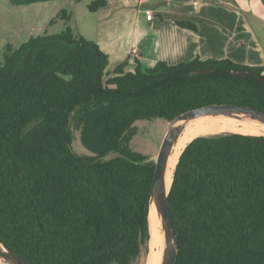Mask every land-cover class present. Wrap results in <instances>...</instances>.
<instances>
[{"label":"trees","instance_id":"obj_1","mask_svg":"<svg viewBox=\"0 0 264 264\" xmlns=\"http://www.w3.org/2000/svg\"><path fill=\"white\" fill-rule=\"evenodd\" d=\"M105 5L99 0L89 9ZM170 24L198 31L191 21ZM136 64L133 72L125 71L127 62L107 72L108 56L68 27L18 48L6 44L0 243L26 264H131L142 245L148 250L154 162L130 148L134 122H168L211 104L264 111V85L253 76L264 77V66L198 56ZM70 125L92 157L72 151ZM168 202L179 243L175 264H264V135L191 140Z\"/></svg>","mask_w":264,"mask_h":264},{"label":"crops","instance_id":"obj_2","mask_svg":"<svg viewBox=\"0 0 264 264\" xmlns=\"http://www.w3.org/2000/svg\"><path fill=\"white\" fill-rule=\"evenodd\" d=\"M113 3L108 0L98 13H107ZM114 9L118 13L101 26L115 23L109 43L93 41L108 56L110 73L123 62L125 71L133 72L136 62L146 69L159 60L175 64L196 56L264 66V0H119ZM170 20L191 21L198 31L172 26Z\"/></svg>","mask_w":264,"mask_h":264},{"label":"rangeland","instance_id":"obj_3","mask_svg":"<svg viewBox=\"0 0 264 264\" xmlns=\"http://www.w3.org/2000/svg\"><path fill=\"white\" fill-rule=\"evenodd\" d=\"M14 1L0 0V62L6 44L18 48L30 37L56 35L66 27L86 40L97 39L105 44L109 43L108 33L114 28L115 23H108L104 28L101 26L108 18L118 13H114V6L119 0H112L114 3L109 7L110 10L103 14L98 13L103 7L95 11L89 9L93 2L99 0H58L45 1L41 4L37 2L19 4ZM106 71L111 70L108 68ZM167 126L168 122L161 118L134 122L129 141L130 148L155 162ZM69 128L72 134V151L84 159L92 157L93 154L81 145L79 129L75 125H70ZM116 155L117 153L112 152L101 159L107 160ZM146 252V246L142 245L139 257L131 264H143Z\"/></svg>","mask_w":264,"mask_h":264},{"label":"water","instance_id":"obj_4","mask_svg":"<svg viewBox=\"0 0 264 264\" xmlns=\"http://www.w3.org/2000/svg\"><path fill=\"white\" fill-rule=\"evenodd\" d=\"M208 71H199V73H207ZM233 75L239 76L244 74L243 71H234ZM253 76L264 85V77L257 74ZM246 114L264 123V111L259 109L238 105V104H211L203 107L191 109L186 111L172 120L168 121L167 131L161 142L156 161L154 162V172L152 183L149 190V206L154 204L165 222V240H166V254L162 264H175L178 250V239L174 224L171 219L170 207L168 202L167 190V161L172 150L175 138L182 128L190 120L202 116L214 115H236ZM182 122V123H180ZM0 259L8 264H26L13 251L8 249L4 244L0 243ZM1 264V262H0Z\"/></svg>","mask_w":264,"mask_h":264},{"label":"bare ground","instance_id":"obj_5","mask_svg":"<svg viewBox=\"0 0 264 264\" xmlns=\"http://www.w3.org/2000/svg\"><path fill=\"white\" fill-rule=\"evenodd\" d=\"M182 123V122H180ZM223 133L243 135H264V123L246 114L202 116L190 120L175 138L167 161V190L172 182L173 172L184 147L194 138ZM148 214V252L143 264H162L166 254L165 222L154 204ZM1 264H8L0 259Z\"/></svg>","mask_w":264,"mask_h":264}]
</instances>
